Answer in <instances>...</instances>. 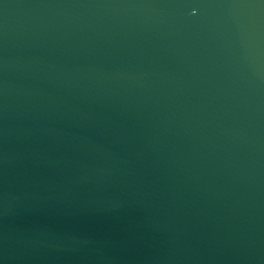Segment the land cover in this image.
<instances>
[{"label": "water", "instance_id": "obj_1", "mask_svg": "<svg viewBox=\"0 0 264 264\" xmlns=\"http://www.w3.org/2000/svg\"><path fill=\"white\" fill-rule=\"evenodd\" d=\"M0 264H264V0H0Z\"/></svg>", "mask_w": 264, "mask_h": 264}]
</instances>
